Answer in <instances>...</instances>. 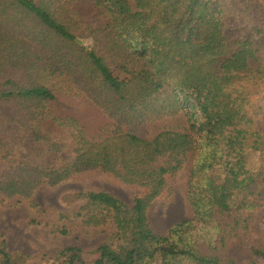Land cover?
Wrapping results in <instances>:
<instances>
[{
  "label": "trees",
  "instance_id": "obj_1",
  "mask_svg": "<svg viewBox=\"0 0 264 264\" xmlns=\"http://www.w3.org/2000/svg\"><path fill=\"white\" fill-rule=\"evenodd\" d=\"M76 1L0 0V192L21 182L35 209L37 191L95 169L142 189L131 207L78 192L121 222L57 264H264V0H91L93 25ZM59 95L86 99L114 132L97 141L55 116ZM157 123L154 136L136 133ZM185 169L192 216L159 235L149 209ZM29 258L0 242V264Z\"/></svg>",
  "mask_w": 264,
  "mask_h": 264
},
{
  "label": "rangeland",
  "instance_id": "obj_2",
  "mask_svg": "<svg viewBox=\"0 0 264 264\" xmlns=\"http://www.w3.org/2000/svg\"><path fill=\"white\" fill-rule=\"evenodd\" d=\"M92 3L91 0L76 1L72 8L80 20L93 25L98 23L100 13ZM10 75L15 79L20 78L14 73ZM51 109L55 116L74 117L79 120L86 127L91 139L104 140L114 132L103 112L84 98L59 95L52 103ZM54 127L55 125L48 123V129ZM163 127L161 123L150 126L148 124L136 129V133L142 137H151L163 131ZM64 157L66 162L73 158L70 154ZM257 162L258 156L252 155L250 166L254 167ZM6 170V164L0 162V184L5 178ZM187 177L185 169L171 178L168 191L151 205L149 218L155 233L166 235L174 224L191 218L186 195ZM89 189L111 194L128 207L132 206L136 196L143 194L142 189L125 186L116 177L95 169L55 189H40L33 197L38 208L32 209L24 197L23 183H9L0 192V242H6L10 253L30 257L28 264H57L60 252L68 247L96 250L110 239L121 218L110 208L95 212L86 209V202L75 201L78 192ZM42 209L46 210V213H42ZM34 221L44 223L45 226L33 224ZM57 225L66 226L69 235L56 233L54 227ZM261 230L264 232V221L261 223Z\"/></svg>",
  "mask_w": 264,
  "mask_h": 264
}]
</instances>
